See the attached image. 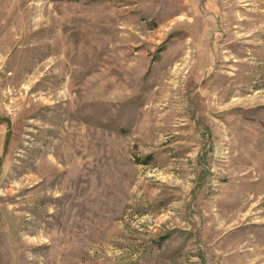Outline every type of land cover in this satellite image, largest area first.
Returning a JSON list of instances; mask_svg holds the SVG:
<instances>
[{"label":"rangeland","instance_id":"1","mask_svg":"<svg viewBox=\"0 0 264 264\" xmlns=\"http://www.w3.org/2000/svg\"><path fill=\"white\" fill-rule=\"evenodd\" d=\"M0 264H264V0H0Z\"/></svg>","mask_w":264,"mask_h":264}]
</instances>
